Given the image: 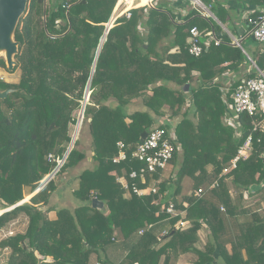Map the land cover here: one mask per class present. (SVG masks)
I'll use <instances>...</instances> for the list:
<instances>
[{"label": "trees", "instance_id": "obj_1", "mask_svg": "<svg viewBox=\"0 0 264 264\" xmlns=\"http://www.w3.org/2000/svg\"><path fill=\"white\" fill-rule=\"evenodd\" d=\"M116 2L50 0L47 6L44 0H28L14 31L13 70L19 81L0 80V91L15 90L0 100V211L32 195L63 159L104 25H113L96 60L79 129H87L89 147L80 150L77 136L54 178L31 202L0 215V230L21 214L27 218L24 233L0 242L9 250L7 264H110L107 249L118 241L129 246L117 264H177L188 254L196 256L193 264H264V127L253 131L252 121L240 116L236 136L227 123L230 94L249 62L227 34L194 9L179 22L170 12L176 8L171 0H157L153 8L133 10L129 19L113 24ZM249 2L264 7V0ZM193 27L213 30L222 43L191 56L187 39ZM249 56L264 72V48ZM5 68L0 60V69ZM256 76L251 70L246 77ZM154 129L173 134L175 173L165 181L161 171L145 174L142 184L143 165L131 147ZM248 135L250 155L221 176ZM118 143L125 159L114 162ZM87 157L95 165L79 173L68 195L56 179ZM122 177L127 190L118 182ZM185 178L192 180V191L176 202ZM152 182L155 194L133 191ZM199 189L201 197L195 195ZM230 189L238 192L236 198ZM66 196L67 205L51 204ZM245 200L254 204L245 206ZM170 204L175 216L165 211ZM200 233L206 234L201 249Z\"/></svg>", "mask_w": 264, "mask_h": 264}, {"label": "built area", "instance_id": "obj_2", "mask_svg": "<svg viewBox=\"0 0 264 264\" xmlns=\"http://www.w3.org/2000/svg\"><path fill=\"white\" fill-rule=\"evenodd\" d=\"M138 3L139 0H131L130 3L129 0H117L111 14V16L114 17L113 24L122 17L129 19L131 17V11L133 10L153 8L155 0H149L143 6H138ZM193 3L198 7V0H194ZM204 11H209V9L204 8ZM205 16L208 17V14H205ZM247 25L249 26V30L244 36L253 37L255 42L263 44L264 12L254 18H248ZM244 36L232 39V45L235 47L239 46L241 44L240 39L243 40ZM221 43V39L216 36L213 30L199 32L197 28L193 27L190 29L187 39V52L193 57H199L211 45L218 46ZM257 73L258 76L254 78H241L230 94L231 102L229 104V110L232 115H230L227 123L237 130L236 136H240L241 134L240 125L237 124V119L240 116H246L252 121L253 131L264 127V74L262 72ZM229 80L228 78L226 83ZM173 141L174 137L172 133H166L161 129H154L147 133L146 138L142 142L134 146L132 157L143 165L139 171V178L142 184L145 182V174H153L157 171L163 173L166 168L170 166L173 155L177 150ZM251 144L252 136L248 135L243 145L238 149L236 157L223 169L222 174H230L236 169V164L239 160L248 158L251 152ZM117 146L119 148V154L114 159V162L125 159V154L123 152L124 145L118 143ZM136 176L137 174L135 172H131L129 178L135 179ZM118 182L124 189H128L125 178H119ZM155 187L156 184L139 190L133 188V191L139 196L155 194L157 192ZM195 195L201 197L203 191L199 189L196 191ZM165 211L171 216L176 215L171 204Z\"/></svg>", "mask_w": 264, "mask_h": 264}, {"label": "rangeland", "instance_id": "obj_3", "mask_svg": "<svg viewBox=\"0 0 264 264\" xmlns=\"http://www.w3.org/2000/svg\"><path fill=\"white\" fill-rule=\"evenodd\" d=\"M45 2H46V5L48 4L47 6H49L50 0H44V3ZM185 2L187 3V6L189 5L192 9H194L198 12H204V10L202 9L201 6L197 7L193 3L194 0H186ZM171 3L174 4L176 8L171 9L170 12L173 15H175L176 20H178L180 22L181 18H182V0H171ZM227 35L229 36V34H227ZM244 37H245L244 40L240 39L241 47L244 51H247V53L249 55H252L258 49H261L264 47V44L262 45V44H259L255 41H253L249 36L246 37V35H245ZM0 60L4 61V57L0 56ZM4 63H5V61H4ZM250 66H251V64H250ZM5 67H6L5 69H0V80L4 81L5 83H8V84H17L19 81V72L14 71V70L9 71L7 69L6 63H5ZM240 75H242V74H240ZM243 77H246V76L244 75ZM187 89H188V87L186 88V90ZM78 115L79 114H77V118H78ZM74 130H75V126L70 125V135L71 136L73 135ZM80 130L78 133L79 135L77 134L80 142H82L79 149L82 151L83 150L85 151V149H87L89 147L90 140H89V136L87 134V129L84 128L81 132H80ZM86 152H88V151H86ZM88 159L89 160H84L82 163H79L74 169L70 170L61 180L59 179L60 181L58 179H56L55 183L58 185L59 188H62L64 191H67L68 195L71 194L70 192L73 191V189L76 187V177L79 175V173H81L83 170L91 168L93 165H95L94 163L90 162V158H88ZM58 162L59 161H57V164H58ZM174 173H175L174 168L171 165L168 166L166 168V170L161 174V180H164V181L167 180ZM229 175H230L229 173L221 174V176H224V177H227ZM48 176H46V177H48ZM185 179H186V181H184ZM185 179L183 180L184 183L182 181L181 192L175 198L176 202H180L182 200L183 196L189 194L192 191V185H193L192 180L189 178H185ZM41 182L39 183L38 188L42 185ZM152 183L153 184L150 186H153L154 184H156L155 182H152ZM155 188L157 190V187H155ZM182 189H183V191H182ZM68 191H69V193H68ZM182 192L184 193V195H182ZM237 193L238 192H236V190L230 189V194L233 198H236ZM34 195L26 196L24 198V200H26L25 202L26 203L31 202L30 200ZM69 200H70L69 196L68 197L66 196L63 200H58L57 197H54L53 202H51V204H53V203L59 204L60 203L63 205H67V201H69ZM253 204H254V202L252 200H247V202H246V200L244 201L245 206H247V205L252 206ZM40 205L41 204H39L38 206H40ZM54 205H56V204H54ZM253 208H256V206H253ZM0 213H1V211H0ZM175 214H176V212H175ZM52 215L54 216V213L49 214V216H52ZM240 220H242V219H240ZM26 227H27V218L25 217V215L21 214L18 217V219L12 221L5 228L0 230V242L8 236H12V235L19 234V233H24ZM205 241H206V234L200 233V243L198 244V248L201 249L203 247ZM128 246H129L128 241L127 242L118 241L117 243H113L112 245H110L107 249L108 251L106 252V255H107V258H108L110 264H117L120 260H122V258L124 257V255L127 251ZM8 256H9V250H4V249L0 248V264H7ZM195 260H196V256H194V255H191V254L180 255L178 257L177 264H193V261H195Z\"/></svg>", "mask_w": 264, "mask_h": 264}, {"label": "water", "instance_id": "obj_4", "mask_svg": "<svg viewBox=\"0 0 264 264\" xmlns=\"http://www.w3.org/2000/svg\"><path fill=\"white\" fill-rule=\"evenodd\" d=\"M27 2H28V0H0V50H4L6 53L4 61L7 65V69L9 71H12L14 66H15L14 56L17 54V49H18V43L16 41H14V31L17 27V24H18L20 18L25 13ZM65 5H66V2L63 3V6H65ZM111 18H112V16L110 17V19ZM110 19H109V21H110ZM104 26H105V30H104V33H103L101 39H100L99 45H98V49H97L95 59H94V63H93L92 70H91V76H90L89 83H88V86H87L85 94H84L83 101L81 102V109L79 111V115H78L77 122L75 125L74 133H73L72 138H71V142L67 148V151H66L63 159L57 164L56 169L48 176L46 182L43 185H41L32 195L41 191L47 185V183L55 176V174L58 172L59 168L64 163L68 153L72 149V146L76 140V137H77V134L79 131V127H80V124H81V121L83 118L84 108L86 105H89L90 80H91L92 74H93L94 69H95L96 60L98 58V55H99L100 50L102 48V45L106 40V36H107L109 30L113 27V25L108 27L107 24H105ZM250 38L253 41H255L253 37H250ZM237 47L240 48L242 50V52L244 53L245 57L247 58V60L251 64V69L255 70L256 72H262L264 74L263 71L259 70L256 67L255 63L250 59L248 54L241 48V46L239 45ZM187 87H188V85L186 84L184 86V91L186 90ZM14 92H15V90H11V89L0 91V100H5L8 97V95L13 94ZM147 133L148 132L145 131L140 135L139 142H142L146 138ZM132 148H134V146H132L131 149ZM25 201L26 200H23L21 203L15 205L9 209L1 211L0 215L16 208L17 206H20L23 203H26ZM97 204H98L97 200L94 199L93 200V206L95 207ZM99 206L102 207L101 204H99Z\"/></svg>", "mask_w": 264, "mask_h": 264}, {"label": "crops", "instance_id": "obj_5", "mask_svg": "<svg viewBox=\"0 0 264 264\" xmlns=\"http://www.w3.org/2000/svg\"><path fill=\"white\" fill-rule=\"evenodd\" d=\"M148 1L149 0H147V2ZM156 1L157 0H155V2ZM185 1L186 0H182V18H181L182 21L185 19V17L192 9L189 5L187 6V3ZM147 2H145V4ZM198 6H201L203 10L204 8L209 9V11H204V12L197 11V12L199 16L202 17L204 20H206L208 23H209V19H211V21L215 24L216 29H218L220 33L229 34L230 37L228 35L227 36L229 37L230 41H232V39H236L244 36V34L249 30V26L247 25L248 18H254L260 13L264 12V7L253 5L252 3L249 2V0H198ZM205 14H208V17H206ZM244 38L245 37H243V40ZM251 70L252 69L250 63L248 66L244 65V67L242 68V73H241L242 75L240 76V78H244L243 77L244 75L245 76L249 75ZM231 76L232 75H230V73L227 76H224L223 81L226 82L228 78L232 79ZM47 178L48 177L42 180L41 182L42 185L45 183ZM184 181H186V179ZM182 195H184L183 192ZM53 217H54L53 215L50 216V218Z\"/></svg>", "mask_w": 264, "mask_h": 264}, {"label": "bare ground", "instance_id": "obj_6", "mask_svg": "<svg viewBox=\"0 0 264 264\" xmlns=\"http://www.w3.org/2000/svg\"><path fill=\"white\" fill-rule=\"evenodd\" d=\"M5 51L4 50H0V56H3L5 58Z\"/></svg>", "mask_w": 264, "mask_h": 264}]
</instances>
